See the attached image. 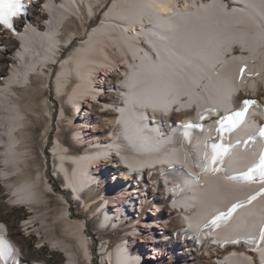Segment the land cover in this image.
<instances>
[{
	"label": "bare ground",
	"instance_id": "bare-ground-1",
	"mask_svg": "<svg viewBox=\"0 0 264 264\" xmlns=\"http://www.w3.org/2000/svg\"><path fill=\"white\" fill-rule=\"evenodd\" d=\"M226 1L24 0L14 31L0 25V205L28 209L0 220L7 264H44L32 233L61 264H264V184L241 178L264 153V0Z\"/></svg>",
	"mask_w": 264,
	"mask_h": 264
},
{
	"label": "snow or ice",
	"instance_id": "snow-or-ice-1",
	"mask_svg": "<svg viewBox=\"0 0 264 264\" xmlns=\"http://www.w3.org/2000/svg\"><path fill=\"white\" fill-rule=\"evenodd\" d=\"M26 10L24 0H0V25H2L5 29H11L14 31V24L13 20L14 18H20L23 14V12ZM246 65L240 67V79L243 80V76L245 73ZM243 104L245 105V108L242 111H238L233 113L232 115H225L222 116L218 121L217 124L219 125V131L223 133L227 130L228 126L235 127L237 121L241 120L244 115L247 112V106L255 103V101L252 100H243ZM204 117L201 116V119ZM190 124L185 125L184 127H190ZM196 127H202L201 125H196ZM185 136H187V133H184ZM259 136L261 138H264V127H262L259 131ZM216 145H212V148L215 150ZM219 156V152H215L211 156V163L214 165L217 161V158ZM205 159H208V155L206 153ZM185 160H187V156H185ZM198 163V166L204 168V170H210L213 173L219 172L221 169L217 167H212L210 169L206 168L204 165H201ZM258 179L261 184H264V153L261 154L259 158L258 164H255L253 167L249 168V170L242 174V179L246 181H254ZM198 178V177H197ZM235 177H233L234 179ZM264 194V189H261V193ZM251 199H255V197H251L249 202H251ZM18 201H13V203H17ZM241 205L239 204H233L231 208L227 211V213H219L218 216H216L212 221H210L211 224L215 225L217 224V221L220 218H226L230 217L233 212ZM207 227V225H205ZM0 228H3V225H0ZM259 239L261 241H264V225H261L260 233H259ZM15 250L12 248L11 244L7 241L6 238H4L2 235H0V260H4L5 264H7V258L8 256L13 253Z\"/></svg>",
	"mask_w": 264,
	"mask_h": 264
},
{
	"label": "rangeland",
	"instance_id": "rangeland-1",
	"mask_svg": "<svg viewBox=\"0 0 264 264\" xmlns=\"http://www.w3.org/2000/svg\"><path fill=\"white\" fill-rule=\"evenodd\" d=\"M100 14H101V12H98L96 17L91 20L90 25H94V24H96L98 22ZM44 17H45V14L40 13L39 16H37L35 19H33V22L34 23L36 22L37 24H40ZM71 49H72V47L67 49L65 51V54L68 53L69 51H71ZM5 66H6V64H0L1 68H5ZM44 94L45 95H50L51 99H52V97L54 98V96H55V93H54L53 89H51V91H48V92H47V90H45ZM54 102H55V106H57V104L59 103V102H56V101H54ZM62 102H63V100H62ZM60 105H61V103H60ZM64 107H66L67 109L69 107V111L67 110L68 111L67 113L70 114V111H71L70 106H67V105L64 104ZM58 108L59 107H55V111H54V115H53L54 122H56L55 119H56V113L58 111ZM47 120H48L47 117H44L43 121H42V119H40L39 124L34 129L35 130L34 138H35V141L37 142V145L41 144V140H40L39 137H40V133L42 132V127H43L44 123ZM55 131L56 130H54V132L53 131L50 132V134L48 135L49 136V140H48L49 142L52 141V139L55 137ZM60 133L63 136V141L65 143H68V138H67V135H66V133L64 131V128H63L62 124H60ZM49 161L50 160L47 159L46 162L48 163ZM47 170H49L51 172L53 171V169L50 168V164H49V168ZM187 179L188 180H185L186 181V185H188V184L190 185L191 182H189V181H191V179L190 178H187ZM53 181H54L56 190L59 189L60 186H62V184H63V181H62L61 177L57 178V177L54 176L53 177ZM0 183L2 184L1 180H0ZM4 186H5L4 184L1 186L3 188H1V190H0V202H4V201H6L9 198V196L7 195L8 194V190L6 189V186L5 187ZM3 204L4 205H2V206L0 205V220L6 222L10 229H11V225L12 224H16L17 222L19 223L20 222V218L25 217L26 215H28V209L25 206H15V205L10 204L9 202H5ZM73 209L76 210L77 208H73ZM86 214H89V213H85V215ZM90 224H91V227L95 226L94 225L95 224L94 221L90 222ZM87 227H88V230H90L91 227H89V225H87ZM112 236H114V237H112ZM117 236H118V233H115L114 235H111L113 240ZM26 238H27V245H28L29 251L32 252V253H35L39 258H42L43 261H44V264H61L62 259H63V254L62 253L56 252V251H52L47 246L41 247L40 249H37L35 247L36 245H39L37 243V240L39 239L37 233H32L29 236H27ZM211 248H213V249H211ZM211 248H210L211 258H206L208 260H211V261L213 260L214 261V258H216V255H219V254L223 255L222 253H224V252H220V251L216 250L214 247H211ZM227 248H230V249H227ZM232 248L233 247L228 246V247H225L222 250L227 252V251L231 250ZM199 259H200V256L197 257V259L194 261V264L200 262ZM209 264H211V263H209Z\"/></svg>",
	"mask_w": 264,
	"mask_h": 264
},
{
	"label": "built area",
	"instance_id": "built-area-1",
	"mask_svg": "<svg viewBox=\"0 0 264 264\" xmlns=\"http://www.w3.org/2000/svg\"><path fill=\"white\" fill-rule=\"evenodd\" d=\"M55 107H60V103H58L57 106H55ZM54 111H55V109H54ZM57 126H58V123L54 122V120H53V132H54V130H59V128H57ZM45 148H46V151L49 153V149L51 148V143L49 142L48 144H46ZM48 153H47V157H48ZM153 168H158V167L154 165V166H152V169ZM69 207L71 210H73V207L70 204H69ZM85 228L87 229L86 226H85ZM90 231L95 232L94 229H90ZM107 236H109L108 233H107ZM104 248H105V246H104ZM227 249H230V248H227ZM99 261H100V259L96 258V262H99Z\"/></svg>",
	"mask_w": 264,
	"mask_h": 264
}]
</instances>
